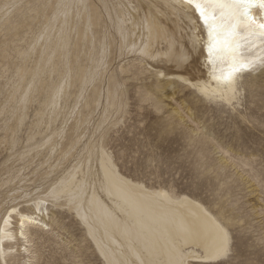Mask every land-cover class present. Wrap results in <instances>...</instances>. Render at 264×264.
I'll return each mask as SVG.
<instances>
[{"label": "rangeland", "instance_id": "1", "mask_svg": "<svg viewBox=\"0 0 264 264\" xmlns=\"http://www.w3.org/2000/svg\"><path fill=\"white\" fill-rule=\"evenodd\" d=\"M14 1L0 0L10 2L0 9V219L14 205L33 211L27 204L74 168L103 197L98 158L105 150L123 176L187 195L227 227L230 256L191 264H264V64L240 79L231 103L213 100L187 81L167 82L152 62L116 47L114 21L103 13L108 22L94 52H80V67L75 24L85 19L84 3L72 5L81 14L74 7L64 20L65 0ZM108 1L143 34L146 8ZM61 32L72 49L46 65L45 39ZM102 42L108 54L91 76L97 63L90 53ZM196 67L203 79L204 65L196 60ZM43 211L47 227L30 243L15 238L8 264H106L69 205L48 200ZM12 221L17 232V216ZM21 244L30 251H19Z\"/></svg>", "mask_w": 264, "mask_h": 264}, {"label": "bare ground", "instance_id": "2", "mask_svg": "<svg viewBox=\"0 0 264 264\" xmlns=\"http://www.w3.org/2000/svg\"><path fill=\"white\" fill-rule=\"evenodd\" d=\"M130 1L137 2L147 9L143 14V34L136 32L137 22L131 27L127 26L124 15L118 13L116 8L112 9L108 0H65L61 3L65 6L62 9L64 20L71 10L75 11L76 6L73 7V4L84 3L85 19L83 22L78 20L75 24L79 37L78 49L75 51L80 57L77 61L80 67L83 66L80 63L82 49L87 46L90 52H94L92 45L95 46L96 38L101 37L100 26L107 21L106 18L103 19V13H107L114 21L115 42H112L117 43L116 47L129 48L130 53L143 61L152 62L160 68L156 69V72L168 78L167 82L176 79L187 81L213 100L231 103L236 99L240 92V79L254 73L260 64L259 61L264 58V40L259 38V33L247 36L246 32H242L241 36L247 38L239 40L241 48L237 59L255 60L258 63L253 72L251 70L236 73L234 84L231 87L226 86L217 78L239 65L227 54L209 58L208 30L199 19L194 6L187 0ZM9 3L0 5V9ZM76 8L75 12L79 14L82 8ZM58 12L59 8L53 12L55 18L58 17ZM207 12L211 16L213 9L208 7ZM253 15L259 19L264 15V11H255ZM183 18L190 28L189 31L184 32L181 23ZM62 33L52 42H49V37L45 39L44 44L48 52L45 57L41 55L45 64L52 62L60 52L65 58L72 49L70 37ZM106 48V43L102 42L99 48H95L97 54L90 53L95 55L93 59L89 57L91 63H97L96 68L92 67L91 76L98 73L100 61L108 54ZM120 49L118 48L119 51ZM196 53L197 57L194 56ZM239 53H243V56ZM196 60L201 62V67H205L203 79L199 76L201 70L196 67ZM193 62L194 65H191ZM111 75L114 77L118 73ZM98 161L101 176L99 186L103 197L95 186L88 190L85 175L79 177L74 168L56 180L57 182L50 183L44 191V196H38L31 200V204H27L34 206L33 211H29V208L19 210L18 205L6 210L0 219V247L3 248L6 261V252L16 245L17 239L30 243L38 229L47 227L43 208L48 200L55 205H69L86 227L89 238L106 264H191L192 261H219L222 258L214 257L212 251L220 238L221 230L227 234L231 248V235L227 227L199 201L187 195L173 197L166 190L147 188L123 176L105 150L100 151ZM53 213L59 212L54 210ZM15 216L18 219L17 232L12 221ZM28 245L30 244H21L18 250L24 247L23 250L28 252ZM198 248L201 252L196 250ZM0 264H3V261H0Z\"/></svg>", "mask_w": 264, "mask_h": 264}, {"label": "snow or ice", "instance_id": "3", "mask_svg": "<svg viewBox=\"0 0 264 264\" xmlns=\"http://www.w3.org/2000/svg\"><path fill=\"white\" fill-rule=\"evenodd\" d=\"M187 2L195 7L199 19L208 30L209 58L227 54L233 58L234 63L239 65L230 68L217 78L222 80L226 86L231 87L234 84L236 73L251 71L258 63L255 60H238L237 54L241 48L239 40L247 38L241 36L242 32H246L247 36L259 33V38L264 40V15L259 19L253 15L255 11H264V0H187ZM208 7L213 9L211 16L208 15ZM239 55L243 56V53H239ZM259 63L264 64V58ZM230 254L229 238L221 230L220 238L212 255L217 258H225ZM0 261L7 264L2 247H0Z\"/></svg>", "mask_w": 264, "mask_h": 264}]
</instances>
